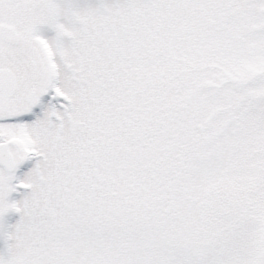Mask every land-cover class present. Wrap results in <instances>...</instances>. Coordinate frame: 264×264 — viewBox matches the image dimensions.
<instances>
[{"label":"snow or ice","instance_id":"1","mask_svg":"<svg viewBox=\"0 0 264 264\" xmlns=\"http://www.w3.org/2000/svg\"><path fill=\"white\" fill-rule=\"evenodd\" d=\"M0 264H264V0H0Z\"/></svg>","mask_w":264,"mask_h":264}]
</instances>
